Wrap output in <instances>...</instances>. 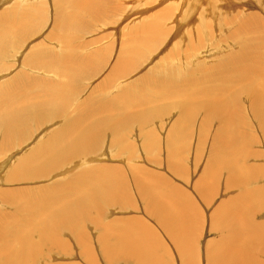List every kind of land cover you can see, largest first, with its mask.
Masks as SVG:
<instances>
[{
  "label": "rangeland",
  "instance_id": "obj_1",
  "mask_svg": "<svg viewBox=\"0 0 264 264\" xmlns=\"http://www.w3.org/2000/svg\"><path fill=\"white\" fill-rule=\"evenodd\" d=\"M75 1L0 0V26L2 19L10 14L19 18L27 17L29 22L32 20V25L27 28H21L15 23V26L12 25L9 29H13L17 37L9 38L7 41L1 40L3 45H0V88L2 89L0 91L9 89L15 82L22 79L20 82L25 83L28 90L26 96L36 98L35 95H37V99H41V96L46 95L44 89L47 87L51 90L59 89L57 94L59 93L60 98L63 99L62 105L56 106V108L52 107L53 109L47 112L43 111V117L41 114L34 115L35 112L43 113L38 109L45 105L41 101L34 103L31 108L26 110L22 105L27 102L30 104L33 101L19 98L22 101L16 100L15 102L19 104L15 103V106L20 107L10 114V112H6L8 111L7 104L0 100V114L5 116L0 120V214L6 215L8 219H14L17 226L10 225L7 221L4 224L7 225L6 231L8 230L12 238L11 248L17 249L18 252L15 257L17 261L15 260L13 264H33L34 262V264H186L188 257L186 254H191L194 257V261L187 264H212L209 251L213 245L216 246L222 240L223 235H226L224 229L217 225L219 222L218 209L221 206L226 208L228 204H233L234 198L245 191L247 187L249 190H264V122L256 117L258 113L253 106L258 99H256L258 90H260L258 84L262 79L264 80V0H85V3L74 9L72 5ZM82 1L84 0L78 2ZM84 4L87 5L83 6ZM61 14L63 15L61 16ZM30 15L31 19L28 17ZM65 16H70L72 28H68L67 43H64V30H61L60 27ZM249 46L256 50L261 48V57L253 55V50H248ZM41 52L47 56L49 64L45 59L34 60L39 57ZM64 59H67L66 67L74 66V70H80L76 73L74 81L66 78L70 76L65 75L68 69L62 67ZM56 60H58L56 67L52 66L51 68V62ZM235 60L240 63L245 60L248 65L260 67L256 70H251L252 67H250L252 75L250 78L249 75H246L245 80L235 78L236 81H234L230 79L232 74L226 72L225 76L228 79H226V85L224 86L225 83L220 82L218 88L214 90L215 93L223 87V91L216 95H225V99L220 101L222 107L217 108L229 105L227 111L231 110V112L229 111L230 115L235 117L230 128L236 129V132H242L243 135L247 134L243 136L239 133L240 136H237V140L240 144L241 162L247 167L248 173L251 171V174L249 177L240 179L242 182L239 183L235 181L238 178L234 180V175L228 166L226 167V164L223 166L224 168L218 169L219 172L215 170L218 172L216 176L208 173L207 177L204 176L212 160L217 131L222 124L215 103H209L208 99L202 95H200L202 98L196 96L193 108L188 111L192 118L189 122L182 124V132L179 134L180 136H177L173 131H176L175 127L180 121L181 114L187 111L186 107L188 106H181L182 100L178 96L185 91L179 89L178 92H181L179 95L166 100L162 99L167 88L177 94V84L181 83L183 78L192 84L196 78L201 80L210 75H219L222 69L231 72L233 68H229L227 64L233 63ZM67 62L73 65H69ZM260 63L261 65H259ZM48 65L50 66L49 71L45 70ZM147 77L148 79H146ZM254 77L258 81L254 80ZM36 79L40 82L39 84L38 82L34 84ZM173 79L174 82H172ZM29 82L32 83L31 88H29ZM49 82L51 83L49 84ZM145 94H148L147 98L144 97ZM24 100L27 102L24 103ZM225 101L229 102L226 104ZM205 102L209 106H206ZM139 107L144 108L140 109ZM114 109H116V113ZM8 117L12 118L10 125L5 124ZM115 118L119 121H116ZM70 120H76L80 128L95 127L96 146L84 155L82 154L83 156L80 154L67 162L65 160V165L62 164L57 167L58 169H52L54 171H50L48 174L38 175V171L35 174H33L34 172L29 173L34 168L32 165L31 168H27L30 169L29 171H24V173L28 171L27 177L24 176L25 174L17 173L15 176L17 179H12L10 175L16 161L24 157L25 153L29 154V151L44 150L48 144L47 138L53 136L56 130H61ZM113 121L123 125L117 126L118 129L115 128L118 132L117 135H115L116 132L112 126ZM205 122L207 124L204 126ZM233 131L235 134L233 135L236 136L238 133ZM171 134L172 137H177L172 139ZM6 136H16L18 140H12L13 143L10 147H5L3 139ZM246 137L248 140L245 139ZM175 139H177L176 149L171 153L170 141ZM66 141L71 143L73 140ZM37 156L36 160L42 157ZM244 157L246 158L244 159ZM98 165L103 169L108 167L116 169V172L111 170L116 179H120L119 173L123 175H121V181H123L122 177H125L123 183L119 185L115 183L117 186H115L116 192L112 194L113 201L109 197H106L110 199L109 201H104L102 198L103 200L97 205V210L91 211L93 216H97L96 213H99L100 219L99 216L91 218V214H88V216L80 217L82 221H76V229L66 225V227L58 226V228L53 226L57 232L51 238L52 243L49 239L39 237L40 235L34 231L35 225L44 226L43 223L49 220L47 216L42 215L44 213L41 208V218L37 215L27 216H30L27 219H31L32 224L25 222L23 215L16 214L19 206H16L15 202H20L23 207L34 199H38L40 205L52 203L55 197V187L58 188V185L62 184L70 186L74 176L85 173L88 169L90 171L93 169L96 172L97 169H100ZM146 166L147 168H145ZM15 174L16 172L12 173V175ZM139 176L142 177L137 181ZM247 178L249 179L247 180ZM146 179L154 181L158 186L154 190L164 203L171 202L170 196L174 198L175 195H178L182 200L185 198V201L178 200L175 205L182 215V207L189 206L187 210L189 213L184 219L187 224L191 222L186 237L190 234L188 238L192 244V250L188 249L187 253L182 254L181 247L161 226L156 216L157 213L153 211L158 208L151 206L148 196L142 193V184L147 183ZM4 189H8L7 192ZM48 190L50 193L47 192ZM8 191L14 195H22V197L17 198L14 195H9L8 197L12 198V201L7 200L5 203V198H2L6 195L4 192L9 193ZM42 191H44L43 196ZM24 192L25 194H23ZM79 198L81 195L75 193L69 196L65 195L63 205ZM186 198L192 201H188V203ZM258 201L264 203V197ZM253 202L256 203V200ZM246 205L244 208L247 209L246 212L249 213V216L252 213L254 226L258 224L261 227L258 230L264 232V205L259 204L260 207H257L258 204ZM255 207L256 209L252 210ZM129 220L151 227L153 241L158 242L157 244L163 248L162 251L159 250L160 254L155 250L151 253L148 261L144 259L140 260L141 262L137 258L130 259L124 254L121 255L124 253L121 250L116 252L115 255H118L116 258L109 257L111 254L107 256L104 249L103 230L100 226L113 222L109 225L113 224L112 229L118 232L121 230L120 227L116 228L117 223ZM16 221L30 224L29 226L34 229H32L31 236L28 234L32 240V246L26 251L27 253L18 250L19 237L17 235L21 231L25 233L28 228L23 226V228L17 229ZM16 229L19 230V233ZM78 230L81 232L79 233ZM135 235L137 234L135 233ZM257 236L258 239L261 237L263 239L257 244L258 247L254 245L255 252L253 251L254 254L251 255L253 261H249V264H264V236H259L256 233L255 237ZM81 238L86 241V244ZM194 250L197 251L192 254ZM244 250L240 255L244 253ZM2 257L0 256V259Z\"/></svg>",
  "mask_w": 264,
  "mask_h": 264
},
{
  "label": "bare ground",
  "instance_id": "obj_2",
  "mask_svg": "<svg viewBox=\"0 0 264 264\" xmlns=\"http://www.w3.org/2000/svg\"><path fill=\"white\" fill-rule=\"evenodd\" d=\"M65 1V0H64ZM79 0H76L75 2H73L72 7L74 9H77L76 6L85 3L86 1H82V2H78ZM59 2V1H58ZM56 4V3H55ZM61 5V4H60ZM87 4H84L83 6H86ZM61 9V8H60ZM76 12V11H75ZM23 14V13H22ZM9 15V13H8ZM63 14H61L62 16ZM2 16V15H1ZM4 17V15L2 16ZM31 19V15L28 16ZM1 19V18H0ZM33 19V18H32ZM70 16H65V19L63 20V22L61 23L60 27L61 30H64L63 32V39H64V43L68 42L67 39V32L69 31L68 28H71V22H70ZM14 20H16V22H14ZM62 20V19H61ZM15 23L21 27V28H27L28 26L32 25V20L29 22V19L26 17H16V15H12L11 14L9 16H5L4 19H2L1 21V26H0V45L2 46L3 44H1V40H5L7 41L9 38H13V37H17L15 32L13 31V29H9V27H11L12 25L15 26ZM253 24H255V22H253ZM258 25V24H257ZM259 27V26H258ZM72 29V28H71ZM260 29V28H259ZM143 30V29H142ZM131 35V34H130ZM235 35V34H234ZM240 35V34H239ZM58 36V35H57ZM242 39V37H241ZM240 39V40H241ZM17 40V39H16ZM12 42V41H11ZM6 43V42H5ZM7 45V44H6ZM242 45V44H241ZM5 47V46H3ZM243 48V47H242ZM249 51L253 50V55H259L261 57L260 50L259 49H253L250 46L248 47ZM246 49V48H245ZM60 51V50H59ZM39 57L37 59H34L35 61H38L39 58H41L42 60H47L46 62L49 64V60L46 58L47 56L44 53H39ZM47 54H49L47 52ZM51 55V54H49ZM139 55V54H138ZM137 55V56H138ZM134 56V53H133ZM251 56V55H249ZM248 56V57H249ZM49 57V56H48ZM66 57V56H65ZM132 58V57H131ZM247 58V57H246ZM59 59V58H58ZM70 59V58H69ZM135 59V58H133ZM33 60V61H34ZM239 60V59H238ZM238 60H235V62H231L230 64H227V66L229 68H233L231 69V72L226 71L225 69H220V73L219 75L214 74V75H210L205 77L204 79H197L196 77V81L193 80L194 82L191 84L188 83V80L183 78V81H181V83L179 84L178 82V87H177V92L180 91L179 89H182L185 91V93H183L182 95L178 92L177 94L173 93V91L170 89H166V93L165 96H162L163 100L168 99L169 97H173V96H177L180 94V96H178L179 99L182 100V102L180 103L181 106H187L185 112H183L180 118V121L177 124L176 131L175 134L178 136L181 132H182V124L183 123H187L190 121L191 117V113L188 112L190 109H192L193 107V102L196 99V96L201 97L200 95H202L203 97H205L206 99H208L207 101L210 102H214L215 103V108L219 111V118L221 119L220 122L222 123L220 125V129L219 131H217L216 133V140L214 141V148H213V154H212V160L210 162V165L207 168L206 171V176L208 174H215V176L218 174L220 168H222L223 166L226 167L228 166L229 170L231 171V173L234 175V180L235 178H238L235 181L242 182L240 181V179L242 178H246L249 177V175L251 174V171H249L248 173V169L247 167L244 165V163L241 162V157H240V144L238 143V137L240 136V132H236L238 133L236 136H234V131L230 128V126L233 123V118L234 115H230L231 110L227 111L228 108L226 105L229 101L231 102V100H229L227 103L225 101V103H223L224 106L223 108H217V107H222V104H220L222 100L225 99V95L224 96H218L216 94H220L223 91V87L219 88L215 93L214 90L216 88H218L219 83L222 82V84H224V86L226 85V76L225 73L228 72V74H232V76H230V79H233L234 81H236L235 78L237 79H243L246 78L248 75V77L250 78V76L252 75V71L251 70H256L259 66H252V65H248L245 60H242V63H240ZM58 60L56 61H52L50 66L52 68V66L56 67V63ZM66 61L67 59H64L62 61V67L67 68L68 70L65 72V75H68L70 77H66L71 79L72 81H74L75 77H76V73L80 70L77 71L74 70V66L70 67L67 66L66 67ZM70 61V60H69ZM87 61V60H86ZM130 62V61H129ZM69 65H73L69 62H67ZM262 63V62H261ZM261 63L259 65H261ZM88 64V63H87ZM50 66L48 65V69L47 71H49ZM226 66V67H227ZM99 67V66H98ZM121 67V65H120ZM227 67V68H228ZM250 67H252V69L250 70ZM77 68V67H76ZM207 68V67H206ZM209 68V67H208ZM213 68V67H212ZM260 68V67H259ZM262 68V67H261ZM122 69V68H121ZM205 69V68H204ZM53 70V69H51ZM120 70V69H119ZM206 70V69H205ZM210 70V69H209ZM219 70V69H218ZM55 71V70H53ZM56 72V71H55ZM60 72V71H59ZM206 72V71H205ZM64 74V72H62ZM207 73V72H206ZM212 73V72H211ZM58 74V73H57ZM194 74V73H193ZM237 74V75H235ZM257 74V73H256ZM188 75V74H187ZM186 75V76H187ZM247 75V76H246ZM261 75V74H260ZM229 77V76H228ZM156 78V77H155ZM193 78V77H192ZM264 78V77H263ZM148 79V77L146 78ZM229 79V81H230ZM22 80V79H21ZM20 80V81H21ZM37 80V79H36ZM44 80V79H43ZM48 80V79H47ZM192 80V79H191ZM228 80V79H227ZM232 80V81H233ZM238 80V82H239ZM254 80H257V78L254 77ZM263 80V79H262ZM258 84L259 86V93L256 97L257 99V103H255V105H253L258 113V115L256 117H258L262 122H264V80ZM16 81V80H15ZM20 81L15 82L11 87H9V89H5L3 92L0 91V100L5 102L7 104L8 111H6V109H4V111L6 112H10V114H12V112H14L17 108H19L20 106H15L16 104H19L17 102H15L16 100L22 101V99L26 98L28 100H32L33 102L29 104V102H27V104H23L22 107L24 109H28L29 107L31 108L32 105L36 102H42L45 103L44 106H40L38 109H40L39 111H50L51 109H53L52 107L59 106L62 105L63 103V99L60 98L59 93L57 94L59 89H53L51 90V88H47L44 89L46 90V95L41 96V99H37V95H35L36 98H34V96H26L25 94H27V86L25 83H21ZM34 81V80H33ZM32 81V83H33ZM49 81V80H48ZM140 81V80H139ZM171 81V80H170ZM258 81V80H257ZM38 82V84L40 83L38 80L36 82H34V84H36ZM174 82V79L173 81ZM30 83V87L32 86V83ZM48 83V82H47ZM51 82H49L50 84ZM176 83V81H175ZM237 83V82H236ZM46 84V83H44ZM159 84V83H158ZM263 84V85H262ZM7 85V84H5ZM9 85V84H8ZM7 85V86H8ZM161 85V84H160ZM163 85V84H162ZM230 85V84H229ZM228 85V86H229ZM29 86V85H28ZM44 86V85H43ZM42 86V87H43ZM221 86V85H220ZM263 86V87H262ZM38 87V86H37ZM49 87V85H48ZM131 87V86H130ZM181 87V88H180ZM191 87V88H190ZM258 87V86H257ZM34 88V87H33ZM244 88V87H243ZM1 89V88H0ZM40 89V88H39ZM43 89V88H42ZM66 89V88H65ZM125 89V88H124ZM139 89V88H138ZM199 89V90H198ZM245 89V88H244ZM2 90V89H1ZM38 90V89H37ZM43 90V91H44ZM74 90V89H73ZM126 90V89H125ZM162 90V88H161ZM175 91V89H173ZM228 90V87H227ZM231 90V89H230ZM257 90V89H256ZM34 91V90H32ZM39 91V90H38ZM37 91V92H38ZM134 91V90H133ZM60 92V91H59ZM151 92V91H150ZM173 94H172V93ZM237 92V91H235ZM40 93V92H38ZM45 93V92H44ZM154 93V92H153ZM171 93V94H169ZM239 93V92H238ZM28 94H30L28 92ZM55 94V95H54ZM63 94V93H62ZM133 94V93H132ZM169 94V95H168ZM237 94V93H235ZM34 95V94H33ZM64 95V94H63ZM141 95V94H140ZM146 95V94H145ZM155 95V93H154ZM157 95V93H156ZM205 95V96H204ZM215 95V96H214ZM51 96V97H48ZM124 96V95H123ZM128 96V95H126ZM144 96V95H143ZM148 94L146 96H144L145 98H147ZM161 96V95H160ZM167 96V97H166ZM233 97V96H232ZM255 97V96H254ZM22 98V99H19ZM34 98V99H33ZM121 98V97H120ZM120 98H118V100H120ZM150 98V97H149ZM202 98V97H201ZM238 98V97H237ZM133 99V97H132ZM131 99V100H132ZM153 99V98H152ZM199 99V98H198ZM204 99V98H203ZM229 99V98H228ZM231 99V98H230ZM116 100V99H115ZM117 100V101H118ZM148 100V99H147ZM159 100V99H158ZM171 100V99H170ZM205 100V99H204ZM237 100V99H236ZM235 100V101H236ZM254 100V99H253ZM128 101V100H127ZM133 101V100H132ZM135 101V100H134ZM151 101V99H150ZM160 101V100H159ZM24 100V103H26ZM114 102V101H112ZM120 102V101H119ZM161 102V101H160ZM16 103V104H15ZM139 103V102H138ZM153 103V102H151ZM195 103V102H194ZM207 103V102H205ZM117 104V103H116ZM134 104V103H133ZM150 104V103H149ZM239 104V103H238ZM64 105V104H63ZM96 105V104H95ZM103 105V103H102ZM115 105V104H114ZM145 105V104H144ZM143 105V106H144ZM208 105V103L206 104V106ZM109 106V105H108ZM113 106V105H111ZM110 106V107H111ZM137 106V104H136ZM140 106V104H139ZM166 106V105H165ZM209 106V105H208ZM214 106V105H213ZM66 107V106H65ZM116 107V106H115ZM156 107V106H155ZM164 107V106H163ZM180 107V106H179ZM233 107V106H232ZM59 108V107H58ZM104 108V107H102ZM132 108V107H131ZM138 108V107H137ZM140 108V107H139ZM144 107L140 108L143 109ZM200 108V107H199ZM202 108V107H201ZM210 108V107H209ZM234 108V107H233ZM232 108V109H233ZM130 109V108H129ZM136 109V108H134ZM133 109V111H134ZM212 109V108H211ZM210 109V110H211ZM60 110V109H59ZM81 110V109H80ZM99 110V109H98ZM131 110V109H130ZM129 110V111H130ZM201 110V109H200ZM61 111V110H60ZM59 111V112H60ZM91 111V110H90ZM88 111V112H90ZM116 111V109H114V112ZM182 111V110H181ZM203 111V110H202ZM215 111V110H214ZM255 111V112H256ZM87 112V113H88ZM195 112V111H194ZM205 112V111H204ZM52 113V112H51ZM80 113H82L80 111ZM116 113V112H115ZM120 113V112H119ZM125 113V112H123ZM151 113V112H150ZM235 113V112H234ZM38 114H44L43 113H34V115H38ZM49 114V113H48ZM109 114V113H108ZM193 114V113H192ZM86 115V114H85ZM84 115V116H85ZM122 115V114H121ZM133 115V114H132ZM214 115V114H213ZM235 115L237 116V114L235 113ZM45 116V115H44ZM148 116V115H147ZM194 116V115H192ZM233 116V117H232ZM3 117H5L3 114H0V120L3 119ZM34 117V116H33ZM39 117V116H38ZM37 117V118H38ZM41 117V116H40ZM43 117V115H42ZM81 117V116H80ZM206 117V115H205ZM211 117V116H210ZM239 117V116H238ZM85 118V117H84ZM214 118V116H213ZM242 118V117H241ZM240 118V119H241ZM11 119L10 117H8L5 121L6 125H10L11 123ZM82 119V118H81ZM114 119V117H113ZM204 119V118H203ZM212 119V118H211ZM215 119V118H214ZM243 119V118H242ZM77 120V118H76ZM76 120H70L67 121L66 125L60 130H56V132L53 134V136H50L49 138H47V142L48 144L45 146L44 150L39 151V152H30L25 153L24 157L19 158L16 161L15 166L13 167L12 173L14 174V172H16L15 175H12L11 173V177L12 179H17L15 176L17 175V173L25 174L24 176H26V173L30 170L27 168H31L32 165L34 168H32L29 173L34 172L38 173V175H44V174H48L50 171H54L52 169H56L59 166H62V164H64L65 160L66 162L68 160H70L71 158L78 156V155H84V153L88 152L89 150H92L95 146H96V140H95V136H96V131L93 127H86V128H80L78 126V122ZM86 120V119H85ZM88 120V117H87ZM116 121L117 118H115ZM208 120V118H207ZM237 120V119H236ZM255 120V119H254ZM39 121V120H38ZM43 121V120H42ZM79 121V120H78ZM244 121V120H243ZM1 122V121H0ZM88 122V121H87ZM207 122V121H206ZM204 123V126L207 123ZM219 122V123H220ZM238 122V121H237ZM90 123V122H89ZM235 123V121H234ZM88 124V123H86ZM241 124V123H240ZM81 125V123H80ZM185 125V124H184ZM245 125V124H243ZM264 125V123H263ZM82 126V125H81ZM112 126L113 128H117V126H123L122 123L119 125V123L117 124L116 122H112ZM129 126V125H128ZM234 126V125H233ZM239 126V125H238ZM146 127V126H145ZM148 127V126H147ZM2 128V127H1ZM121 128V127H120ZM236 128V127H234ZM90 129V130H89ZM118 129V128H117ZM117 129H115V132L117 131ZM185 129V128H184ZM209 129V128H208ZM238 129V128H237ZM113 130V129H112ZM6 131V130H5ZM119 131V130H118ZM239 131V129H238ZM114 132V133H115ZM92 133V136H90V134ZM118 132L115 133V135H117ZM172 133V132H171ZM205 133V132H204ZM240 133V134H239ZM6 134V133H4ZM174 134V135H175ZM234 134V135H233ZM94 135V136H93ZM119 135V134H118ZM184 135V134H183ZM206 135V134H205ZM243 135V134H241ZM244 135H247L244 133ZM243 135V136H244ZM25 136V135H23ZM177 136H173L171 134V138L173 139L174 137L176 138ZM180 136V135H179ZM121 137V136H120ZM187 137V136H186ZM13 138V139H12ZM22 138V137H20ZM154 138V137H153ZM244 138V137H243ZM17 139L16 136H6L5 139H3L5 147L11 145L12 140ZM170 139V138H169ZM179 139V138H178ZM183 139V138H182ZM247 139V137L245 138ZM18 140V139H17ZM66 140H73L71 143H68V141ZM98 140V139H97ZM128 140V139H127ZM145 140V139H144ZM176 140H171L170 141V145L172 146L170 152L173 153L176 145ZM242 140V139H241ZM248 140V139H247ZM16 141V140H15ZM14 141V142H15ZM123 141V140H122ZM148 141V140H147ZM243 141V140H242ZM181 142V141H180ZM127 143V142H126ZM152 143V142H151ZM246 143V141H245ZM129 144V143H128ZM182 144V142H181ZM144 145V144H143ZM126 146V145H125ZM128 146V145H127ZM178 146V144H177ZM133 147V145H132ZM186 147V146H185ZM184 147V148H185ZM245 147V146H242ZM126 148V147H125ZM131 148V147H130ZM180 148V147H179ZM248 148V147H247ZM15 149V148H14ZM134 149V148H133ZM182 149V148H181ZM246 149V148H245ZM241 151V150H240ZM250 152V150H248ZM4 155V154H3ZM39 156H42L41 159L36 160V158ZM82 155V156H83ZM87 155V154H86ZM176 156V155H174ZM176 158V157H175ZM246 157H244L245 159ZM179 159V158H178ZM83 160V159H82ZM247 160V159H246ZM176 161V160H175ZM245 161V160H244ZM34 162V163H33ZM65 162V163H66ZM79 163V162H78ZM133 163H131L132 165ZM65 165V164H64ZM87 165V164H86ZM134 165V164H133ZM99 167V165H98ZM106 167V166H105ZM263 167V166H262ZM38 168V169H37ZM100 169L95 172L93 169L92 171L87 172L88 170H86V172L82 173V174H77V176H74V178L72 179L71 185L70 186H65V185H58V188L60 187V189L55 187V197L53 198L52 203H46L44 205H40L38 202V199H34L33 201H31V203H29L28 205L26 203H24V205L26 204L27 206L23 207V205H20V202H15L17 205L19 206V208L16 210V214H21L24 216V221L27 223H31L32 221L31 219H27L29 217H27L28 215H37L38 217H42L40 214V208L42 209L43 213L42 215H45L49 218V220H45L47 221L46 223L44 222L43 225L38 224L37 226L35 225V230L33 228H31V226H29L27 223H22L21 221L17 222L18 223V228L17 229H21L23 228V226H26L28 229L27 231H25V233H22V231L19 233L17 236L19 237L18 240V250L22 251L23 253L26 252L29 248L31 249L32 246V240H30L28 234L31 236L33 231L32 229L35 231V233H38V235H40L39 237H42L44 239H49L51 240V238L53 237V234H55V230L56 228H58V226L60 227H71L76 229V221L79 222V220L82 221V218H80L81 216H88V214H91V211L93 210H97V205H99V203L101 202V200L104 199V201H109L110 199L113 201V196L112 194L114 192H116V187L117 184L119 185L120 183L124 182L125 177H122L121 181V173L120 174V179H116L113 175V171L111 172V170L113 168H105L103 169L102 166L99 167ZM102 168V169H101ZM147 168V166L145 167ZM224 168V167H223ZM58 169V168H57ZM25 170H28L26 173H24ZM114 170V169H113ZM116 170V169H115ZM114 170V171H115ZM140 170V169H139ZM151 170V169H150ZM215 170H218L215 171ZM222 170V169H221ZM220 170V171H221ZM228 170V169H227ZM38 171V172H37ZM61 171V170H60ZM118 171V170H117ZM144 171V170H143ZM95 172V173H94ZM116 172V171H115ZM124 172V171H123ZM223 172V171H222ZM27 173V174H29ZM208 173V174H207ZM32 174V175H33ZM112 176H111V175ZM118 174V172H117ZM143 174V173H142ZM153 174V173H151ZM20 175V176H21ZM139 175V174H137ZM135 175V176H137ZM147 175V174H146ZM257 175V174H256ZM9 176V178H11ZM123 176V175H122ZM145 176V175H144ZM210 176V175H209ZM23 177V176H22ZM27 177V176H26ZM30 177V176H29ZM119 177V176H117ZM142 176L137 177V181L141 178ZM33 178V176H32ZM210 178H212L210 176ZM231 178V175H230ZM34 179V178H33ZM66 179V178H65ZM152 179V178H151ZM249 178H247L248 180ZM147 180V179H146ZM167 180V179H166ZM211 180V179H210ZM209 180V181H210ZM215 180V179H214ZM245 180V179H244ZM250 180H251V176H250ZM6 181V180H5ZM66 181V180H65ZM234 181V182H235ZM14 182V180H13ZM126 182V181H125ZM136 182V181H135ZM246 182V181H245ZM250 182V181H249ZM60 183V182H58ZM115 183H117L115 185ZM209 183V182H208ZM237 183V182H236ZM244 183V181H243ZM241 183V184H243ZM247 183V182H246ZM6 184V183H5ZM57 184V183H56ZM206 184H207V179H206ZM216 184V183H215ZM214 184V185H215ZM138 185V184H137ZM140 185V184H139ZM208 185V184H207ZM57 186V185H56ZM244 186V185H243ZM158 186L154 183V181L152 180H147L146 184H142V193H145L149 199V201L151 202V206L156 207L158 209H152L154 212H156V216L158 217L161 226H163V228L168 231V234H170L173 238L174 241H176V243L179 245V247H181L182 249V254L187 253L186 251L192 250V244H190V240L188 238L186 234L188 233L190 226L189 224L191 223H186L185 221V217L186 215L189 213L187 210L189 208V206H183V215L179 212V210L176 207V202L178 200L180 201H185L184 199L182 200L181 198H179L180 196L175 195L174 198L173 197H169L171 198V202L170 203H164L160 200V196L158 195V193L154 190V188H157ZM246 187V185H245ZM248 188V187H247ZM245 191H243L239 196L234 198V202L233 204L231 203L228 204L226 206V208L224 207H220L218 209V220L219 222L217 223L218 226H220L222 229H224V233L226 235H223L222 240H220L216 246L213 245L212 249L209 251L210 253V257H211V261L212 264H230V263H234V264H249V261H253L251 258V255L254 254V250H255V246L260 243V241H262L261 239H263V237H261V239H258V236L255 237V234H259V236L263 235L264 236V232H261V230L259 231L258 229L261 228L260 226H254L255 222L254 219L252 217V213L249 216V213L246 212L247 209L244 208L245 204H250L251 205H255V204H263L264 203L262 201H258L261 200V198L264 197V190L263 191H259V190H249L247 189ZM18 189V188H17ZM215 189V188H214ZM6 192L8 189H4ZM3 190V191H4ZM11 190V189H10ZM16 190V189H14ZM23 191V190H22ZM257 191V192H255ZM4 192L6 195L5 197H3L2 199L5 198V203L7 202V200L12 201V198H9V195H14L12 194V192L8 191L9 193ZM42 196L44 195V191H42ZM48 193H50V191H47ZM16 193V192H14ZM72 193L81 195V198H79L76 201L73 202H68L66 204L63 205L64 199H65V195H70ZM22 194V193H21ZM25 194V192L23 193ZM39 194V193H38ZM108 194V195H107ZM118 194V193H116ZM115 194V195H116ZM17 195V194H16ZM14 195V197H22V195ZM120 195V192H119ZM126 195V194H125ZM24 196V195H23ZM38 196V195H37ZM37 196H35V198H37ZM97 197H100L99 199ZM109 197L110 199L106 198ZM124 197V196H123ZM84 198H86L85 200H83ZM103 198V199H102ZM188 198V197H187ZM187 202L189 201V199H187ZM164 200V198H163ZM256 200V203L253 202ZM4 201V200H2ZM8 201V204H9ZM192 201V200H190ZM189 201V202H190ZM14 202V201H13ZM95 202V203H94ZM188 202V203H189ZM28 203V202H27ZM103 203V202H102ZM105 204V203H104ZM187 204V203H186ZM192 204V203H191ZM190 204V206H191ZM14 205V203H13ZM246 205V206H247ZM15 206V205H14ZM220 206V205H219ZM245 206V207H246ZM100 207V206H99ZM193 207V206H192ZM257 207H260L257 206ZM152 208V207H151ZM160 208V210H159ZM191 209V208H190ZM256 209L252 208V210ZM258 209V208H257ZM249 210V209H248ZM251 210V211H252ZM259 210V209H258ZM257 210V211H258ZM15 212V211H14ZM185 212V215H184ZM191 212V211H190ZM246 212V213H245ZM256 212V211H255ZM254 212V213H255ZM96 213V211H95ZM101 213V212H100ZM193 213V212H191ZM99 214V213H98ZM97 213L96 215L99 216ZM94 214L92 213L90 215L91 218H96L97 216H93ZM195 215V214H194ZM17 216V215H15ZM101 216H99L100 219ZM103 217V216H102ZM18 218V217H17ZM44 218V217H43ZM42 218V219H43ZM86 218V217H85ZM194 218V217H193ZM134 219V218H133ZM192 219V218H191ZM196 219V218H195ZM200 219V217H199ZM216 219V218H215ZM252 219V220H251ZM89 220V219H88ZM96 220V219H95ZM6 221L13 226H16L15 224V220L14 219H8L6 215L4 214H0V256H3L0 259V264H13L15 262V260L17 261V259H15V257L18 255L17 249L13 250L11 248V237L9 235L8 230L6 231L7 225L5 226L4 224L6 223ZM92 221V220H91ZM105 221V220H104ZM130 221V222H129ZM129 221H123L122 222H118L116 228L120 230L115 231L112 229V225L110 226L109 224L113 223H107V225H102L100 226L103 230V242H104V249L107 252V256H109L111 254V256L109 257H115L118 255L117 251H122L126 257L128 256V258L132 259L133 258H137L138 261L140 260H144L147 259L151 256V253L153 251L155 252H159L162 251V247L161 245L159 246V244H157L158 242L153 241L154 237H151V227L146 226L145 224L142 223H134V220H129ZM143 221V220H142ZM216 221V220H215ZM196 222V221H195ZM40 223V222H39ZM66 225V226H65ZM216 225V226H217ZM53 226H56V228H53ZM115 226V225H114ZM113 226V227H114ZM17 227V226H16ZM80 227V226H79ZM50 228H52L51 230H49ZM26 230V229H25ZM60 230V229H59ZM230 230V231H229ZM24 231V230H23ZM40 233H39V232ZM61 231V230H60ZM79 231V230H78ZM156 231V230H155ZM81 231H79L80 233ZM120 232V233H119ZM227 232V233H226ZM256 232V233H255ZM11 233V232H10ZM78 233V232H77ZM78 233V235H79ZM84 233V232H83ZM135 233L137 235H135ZM167 233V232H166ZM59 234V233H57ZM20 235V236H19ZM82 235V233H81ZM36 236V235H34ZM230 236V237H228ZM17 237V238H18ZM81 237V236H80ZM196 237V236H195ZM60 238V237H59ZM84 238V237H83ZM158 238V237H157ZM156 238V239H157ZM194 238V236H193ZM57 239V238H56ZM82 239V238H81ZM190 239L192 240V237L190 236ZM15 240V239H14ZM83 240V239H82ZM159 240V239H158ZM37 241V240H36ZM35 241V242H36ZM45 241V240H44ZM53 240H51L52 242ZM85 241V240H83ZM130 241V242H129ZM216 241V240H215ZM42 242V241H40ZM195 242V241H193ZM264 242V240H263ZM53 243V242H52ZM161 244V241L159 242ZM50 244V243H48ZM86 244V241H85ZM195 244V243H194ZM34 245H36V243H34ZM38 245V244H37ZM53 245V244H52ZM194 246V245H193ZM264 246V245H263ZM21 247V248H20ZM160 247V248H158ZM165 247V246H164ZM258 247V245H257ZM88 248V247H87ZM158 248V249H157ZM254 248V249H253ZM41 249V248H40ZM44 249V248H43ZM180 249V252H181ZM195 249V248H194ZM244 250V253L242 255H240V253ZM257 249V248H256ZM158 250V251H157ZM32 251V250H31ZM42 251V250H41ZM48 251V250H47ZM197 250L192 251V254H194L193 252H195ZM254 251V252H253ZM33 252H35L33 250ZM105 252V253H106ZM117 252V253H116ZM27 253V252H26ZM191 253V252H190ZM20 254V253H19ZM89 254V253H87ZM198 254V253H196ZM28 255V254H27ZM115 255V256H114ZM154 255V254H152ZM156 255V254H155ZM158 255V254H157ZM188 255V257L185 259L187 261V263H191L194 261V257L191 256V254H186ZM31 256V255H30ZM185 256V255H182ZM196 256V255H195ZM198 256V255H197ZM36 257V256H35ZM159 257V255H158ZM186 257V256H185ZM24 258V257H23ZM119 258V257H118ZM152 258H156V257H152ZM121 259V258H120ZM200 259V258H199ZM208 259V258H207ZM24 260V259H23ZM114 260V259H113ZM116 260V259H115ZM114 260V261H115ZM150 260V259H149ZM154 260V259H153ZM145 261V262H147ZM171 261V260H170ZM30 262V261H29ZM141 262V261H140ZM153 262V261H152ZM155 262V261H154ZM259 262V261H257ZM21 263V262H20ZM25 263V262H24ZM35 263V262H34ZM33 263V264H34ZM144 263V262H143ZM164 263V262H163ZM186 263V264H187ZM138 264V263H137ZM145 264V263H144Z\"/></svg>",
  "mask_w": 264,
  "mask_h": 264
}]
</instances>
